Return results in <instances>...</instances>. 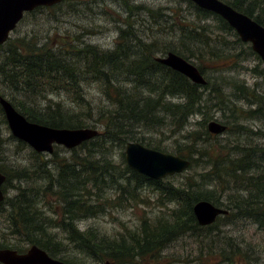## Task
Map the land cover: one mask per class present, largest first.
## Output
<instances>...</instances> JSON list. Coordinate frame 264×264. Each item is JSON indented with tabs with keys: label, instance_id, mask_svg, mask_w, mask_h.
<instances>
[{
	"label": "trees",
	"instance_id": "1",
	"mask_svg": "<svg viewBox=\"0 0 264 264\" xmlns=\"http://www.w3.org/2000/svg\"><path fill=\"white\" fill-rule=\"evenodd\" d=\"M65 1L68 0L34 10L59 8ZM222 1L264 26V0ZM186 2L193 9L194 19L212 18L216 29L209 31L204 25L180 18L168 40L145 41L125 20L126 26L118 27L111 48L76 44L65 37L57 41L49 36L44 40L9 37L0 45V95L29 121L57 128L99 126L97 136L75 148L55 145L48 159L10 135L20 147H30L33 159L28 165L0 163L5 175L0 215L7 223V231H0V248L24 252L37 245L66 264H75L58 257L62 248L53 231L57 229L70 244L95 261L124 264L156 256L187 233L208 239L220 219L224 226L231 225L234 219H245L264 229V88H259L264 82V64L253 68L261 83L255 81L252 86L234 76H218L211 81L205 63L217 72L235 68L245 58L241 52H233V40H227V36H235L238 43L242 41L219 15L190 0ZM124 5L129 14L140 7L145 9L126 0ZM169 51L192 62L206 83H193L154 59L156 53ZM247 53L259 58L250 45ZM92 85L100 95L98 101L88 98L84 90ZM62 92L69 95L73 106L51 99L40 106L37 101ZM234 99L244 100L247 107H238ZM215 111L230 113L223 122L226 129L220 134L207 128ZM196 115L198 119L190 120ZM249 119L262 126L245 125L243 121ZM2 124L6 125V120L0 107ZM158 135L165 137L157 139ZM240 135L256 136L260 141L245 143ZM166 138L174 139V146H165L161 140ZM128 141L188 159L190 165L181 172L184 180L172 181L180 173L151 179L129 168L124 158ZM1 142L0 138V151ZM61 150L68 155H61ZM116 150L120 160H115ZM203 186L219 192L203 190ZM145 188L156 192L158 205L166 209L154 218L142 217L134 230L110 238L91 227L80 229L76 225L79 218H94L108 208L141 200L139 190ZM10 191L14 194L8 195ZM107 191L114 195H107ZM53 199L60 207L58 218L47 213L48 209L55 213ZM201 199L228 212L202 226L192 211ZM169 203L173 206L169 207ZM216 230L217 238L222 230ZM208 244L209 247L204 246L206 257L211 251L225 264L245 259L239 247L233 250V239L225 234ZM198 245L201 255L202 242Z\"/></svg>",
	"mask_w": 264,
	"mask_h": 264
},
{
	"label": "rangeland",
	"instance_id": "2",
	"mask_svg": "<svg viewBox=\"0 0 264 264\" xmlns=\"http://www.w3.org/2000/svg\"><path fill=\"white\" fill-rule=\"evenodd\" d=\"M131 5H141L142 7L136 12L127 13L125 10V0H68L61 7L42 8L33 10L24 15L22 20L17 24L16 28L11 32L10 37L26 36L27 38L44 40L46 36L53 37L57 41L62 38L68 39L76 44L88 43L100 46L101 48H111L116 42V36L119 26H126L125 20L131 24V28L137 35L145 41L158 39L164 42L172 35V27L179 19H185L189 22L195 21L197 24L204 25L209 31H214V21L194 19L193 9L186 0H126ZM230 43L233 42V52H241L245 59L239 61L237 66L231 70H222L217 72L215 69L210 70V64L205 63L207 68V77L211 81L216 80L218 76L232 78L233 76L243 80L247 85L252 86L255 81L261 83V79L256 77L253 68L263 66L261 59L247 53L248 42L238 43L235 36H227ZM251 47V46H250ZM2 51V50H1ZM165 54V53H164ZM162 53H156L155 56H162ZM234 60V59H233ZM204 65V64H203ZM259 88H264V82ZM1 89V88H0ZM84 90L88 98L95 101L100 99V95L95 85L85 86ZM22 97V96H21ZM51 99L53 101H61L66 106H73L69 95L62 92L60 94H50L46 98L39 97L38 102L42 106ZM238 107L246 108L247 104L244 100L234 99ZM227 108H225L226 110ZM230 117L229 111H215L213 119L219 122H225ZM198 119L193 116L190 120ZM245 125L252 128H259L262 123L257 120L243 121ZM99 130V126H97ZM234 132V131H233ZM168 134V133H165ZM11 132L6 125H0V138L2 140V150L0 151V163L8 166L28 165L33 159L30 147L22 148L17 142L10 139ZM154 135V134H153ZM224 134H221V136ZM225 136V135H224ZM162 135H158L157 139H161ZM234 139V137H233ZM243 142L256 143L260 140L256 136L246 137L240 135ZM264 140V139H263ZM167 147L174 146V139L166 138L161 140ZM65 148V147H64ZM66 149V148H65ZM82 151H80L81 153ZM171 153V152H170ZM61 155H68L63 150ZM115 160H120V152L116 150ZM50 154L44 153L45 158H50ZM199 170V168H198ZM189 172V171H188ZM184 173H180L172 178L173 182L183 181ZM207 187V188H206ZM203 190L212 191L218 194L219 191L210 186H203ZM140 192L141 200L131 202L129 205H123L108 208L106 212L92 218H79L76 225L80 229L91 227L94 230L113 238L119 233L127 230H134L142 217L154 218L165 211V207L159 206L157 203V193L149 188L142 189ZM14 191H10L8 195H13ZM107 195H114L112 191H107ZM55 207V213L49 211L50 217H57L56 212L60 211V207L56 206L55 199L51 200ZM169 207L173 206L171 203ZM221 216V215H219ZM58 218V217H57ZM216 221V220H215ZM214 221V222H215ZM7 223L3 216L0 215V231H7ZM216 229L222 230L218 237L225 234L228 238L233 239V250L239 247L241 254L245 259L233 260V264H264V229H259L252 221L245 219H234L231 225H223L220 219L216 226L211 230L208 239L204 236L200 238L191 236L188 233L180 236L176 241L167 245L156 256H146L136 259L132 263L124 264H225L219 255L210 251L208 257L205 256L204 246L209 247L208 241H216ZM58 234L61 242L62 250L58 257L67 258L75 264H104L97 262L84 252L75 248L65 237V234L54 229ZM202 242V254L199 255V243ZM210 243V245H212ZM28 248V247H27ZM213 249V248H212ZM199 261V262H198ZM1 264V263H0Z\"/></svg>",
	"mask_w": 264,
	"mask_h": 264
},
{
	"label": "water",
	"instance_id": "3",
	"mask_svg": "<svg viewBox=\"0 0 264 264\" xmlns=\"http://www.w3.org/2000/svg\"><path fill=\"white\" fill-rule=\"evenodd\" d=\"M61 0H0V45L10 37L11 32L22 20L26 12L39 6H51ZM198 7L209 10L223 18L237 33L243 42L250 43L251 49L264 63V26L250 16L233 8L222 0H190ZM154 59L173 70L186 76L191 82L205 84L206 79L198 68L179 54L169 51ZM0 107L3 111L7 126L11 134L24 141L33 150L51 154L54 146L66 149L75 148L82 142L98 135L99 130L94 127L57 128L29 121L13 104L0 95ZM208 131L220 134L226 125L215 119L207 123ZM126 164L132 170L151 179H161L185 171L190 165L188 159L176 154L145 146L137 141H128L124 147ZM5 175L0 171V201L4 194L2 184ZM198 224L204 226L213 223L219 215L228 210L217 206L208 200H198L192 207ZM1 264H66L65 261L49 255L37 245L29 246L24 252L11 248H0ZM105 264H110L106 261Z\"/></svg>",
	"mask_w": 264,
	"mask_h": 264
},
{
	"label": "flooded vegetation",
	"instance_id": "4",
	"mask_svg": "<svg viewBox=\"0 0 264 264\" xmlns=\"http://www.w3.org/2000/svg\"><path fill=\"white\" fill-rule=\"evenodd\" d=\"M106 261H109L110 264H115V262H111L110 260H106ZM105 262H104V264H105Z\"/></svg>",
	"mask_w": 264,
	"mask_h": 264
},
{
	"label": "bare ground",
	"instance_id": "5",
	"mask_svg": "<svg viewBox=\"0 0 264 264\" xmlns=\"http://www.w3.org/2000/svg\"><path fill=\"white\" fill-rule=\"evenodd\" d=\"M226 132V131H225Z\"/></svg>",
	"mask_w": 264,
	"mask_h": 264
}]
</instances>
